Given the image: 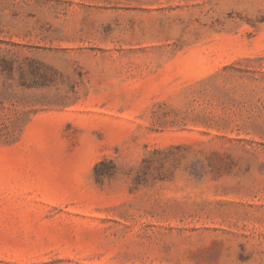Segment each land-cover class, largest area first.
<instances>
[{
	"label": "rangeland",
	"instance_id": "1",
	"mask_svg": "<svg viewBox=\"0 0 264 264\" xmlns=\"http://www.w3.org/2000/svg\"><path fill=\"white\" fill-rule=\"evenodd\" d=\"M0 264H264V0H0Z\"/></svg>",
	"mask_w": 264,
	"mask_h": 264
}]
</instances>
